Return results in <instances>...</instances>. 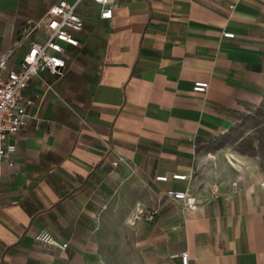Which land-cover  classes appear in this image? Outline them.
<instances>
[{
	"label": "crops",
	"instance_id": "crops-1",
	"mask_svg": "<svg viewBox=\"0 0 264 264\" xmlns=\"http://www.w3.org/2000/svg\"><path fill=\"white\" fill-rule=\"evenodd\" d=\"M59 1L0 0V61ZM78 13L65 76L41 74L24 91L31 119L0 181V264H103L115 209L149 263L186 253L189 264H264V172L212 148L264 101V0H116L109 21L84 1ZM197 82L209 90L194 93ZM43 229L68 248L37 242Z\"/></svg>",
	"mask_w": 264,
	"mask_h": 264
},
{
	"label": "built area",
	"instance_id": "built-area-1",
	"mask_svg": "<svg viewBox=\"0 0 264 264\" xmlns=\"http://www.w3.org/2000/svg\"><path fill=\"white\" fill-rule=\"evenodd\" d=\"M84 1H90L100 7V19L109 21L113 18L116 0H60L54 4L47 13L32 26L23 29L13 46L8 49L0 61V181L5 165L13 167L16 164L17 147L12 139L19 135L30 122L28 107L33 104L24 99V91L31 81L41 75L60 79L67 71V48H77L79 40L77 35L83 32L85 22L79 15L78 8ZM39 32L43 36L33 38ZM225 38H234L233 34H224ZM28 42V51L23 57L19 69L12 70L8 67L15 53ZM209 90L208 82H197L193 91L205 94ZM122 159L113 163L117 167ZM177 181H186L188 175H173ZM159 182H167V176L158 177ZM232 188L237 183H232ZM219 192V191H218ZM166 196L175 202H186V209H196L194 201L190 200L187 193L168 190ZM139 213H143L140 211ZM158 215V210L152 211L147 216V221L153 222ZM40 243L51 245L65 250L68 244L61 243L46 229L41 230L35 237ZM181 264H189L188 255H181Z\"/></svg>",
	"mask_w": 264,
	"mask_h": 264
},
{
	"label": "rangeland",
	"instance_id": "rangeland-1",
	"mask_svg": "<svg viewBox=\"0 0 264 264\" xmlns=\"http://www.w3.org/2000/svg\"><path fill=\"white\" fill-rule=\"evenodd\" d=\"M212 148H223L236 156L253 158L264 172V101L255 113L245 117L231 132L217 139ZM104 220L102 235L106 238L100 239L103 264H152L149 259L144 260L142 247L136 243V239H130V234L126 232V217L123 213L115 209ZM128 221L127 224L132 226L131 221Z\"/></svg>",
	"mask_w": 264,
	"mask_h": 264
}]
</instances>
